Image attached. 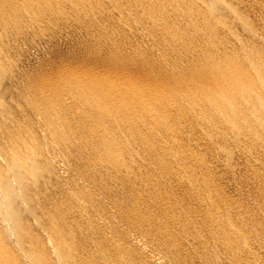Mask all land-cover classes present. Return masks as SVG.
Instances as JSON below:
<instances>
[{"label": "bare ground", "instance_id": "obj_1", "mask_svg": "<svg viewBox=\"0 0 264 264\" xmlns=\"http://www.w3.org/2000/svg\"><path fill=\"white\" fill-rule=\"evenodd\" d=\"M0 264H264V0H0Z\"/></svg>", "mask_w": 264, "mask_h": 264}, {"label": "rangeland", "instance_id": "obj_2", "mask_svg": "<svg viewBox=\"0 0 264 264\" xmlns=\"http://www.w3.org/2000/svg\"><path fill=\"white\" fill-rule=\"evenodd\" d=\"M56 45V46H55ZM88 45H90V44H88ZM58 46V47H57ZM52 47V48H51ZM50 48H49V52H48V48L47 49H44V50H42V54H41V56L39 57V59H37V60H34V61H32L29 65H28V68L30 69V70H34V71H37V72H39V71H42V70H46V68L48 69L46 72L47 73H50V72H55V69L57 68V69H59V67L60 66H66L67 64L68 65H76V64H78V63H80L79 65H85V66H93L94 65V62L95 63H99V64H95L93 67H101V66H104L105 67V65H108L109 64V60L106 58L107 56L106 55H102V58H99L96 54L94 55L93 53H92V50L90 51V48H89V46H86V48H81V49H79L76 45H75V43L73 42V43H69V41H67V42H63V41H60V42H57V43H55L54 45H52ZM56 47V48H55ZM76 47V48H75ZM87 47H88V49H87ZM73 49V50H72ZM89 50V51H87V50ZM47 51V52H46ZM51 51V52H50ZM69 51V52H68ZM59 52V53H58ZM74 52V53H73ZM80 52H83V53H80ZM85 52H86V54H85ZM89 52H91V53H89ZM45 53V54H44ZM72 53V54H71ZM77 53V54H76ZM84 54V55H83ZM90 54H92V55H90ZM57 55V56H56ZM68 56V57H67ZM77 56V57H76ZM95 56V57H94ZM104 56V57H103ZM87 57V58H86ZM92 58V60L90 59V58ZM97 57V58H96ZM58 58V59H57ZM62 58V59H61ZM65 58V59H64ZM67 58V59H66ZM75 58V59H74ZM85 58V59H84ZM50 59V60H49ZM69 59V60H68ZM79 60V61H77V60ZM83 59V60H82ZM96 59V60H95ZM98 59V60H97ZM100 59V60H99ZM62 60V62L63 63H65V65H62L63 63L61 62V64L59 63L60 61ZM63 60H66V61H63ZM73 60V61H72ZM77 61V63H76V61ZM89 62H88V61ZM108 60V61H107ZM71 61V63H69ZM75 61V62H74ZM42 62V63H41ZM57 62V63H56ZM66 62H68V63H66ZM72 62H73V64H72ZM82 62H84V63H82ZM106 62V63H105ZM53 65H55V66H52L51 67V65L52 64ZM55 63V64H54ZM75 63V64H74ZM93 63V64H92ZM35 64V65H34ZM41 64H43V68L41 67L42 65ZM59 64H60V66H59ZM30 65H32V66H30ZM50 66V68H49V66ZM36 66V67H35ZM91 66V67H92ZM39 67V68H38ZM45 67V68H44ZM52 69V70H51ZM57 69H56V71H57ZM51 70V71H50ZM54 70V71H53ZM131 70H133L134 72H136L137 71V69H135V68H132Z\"/></svg>", "mask_w": 264, "mask_h": 264}]
</instances>
